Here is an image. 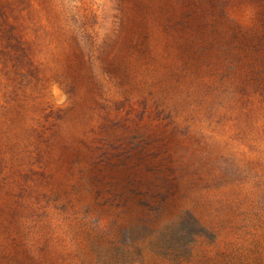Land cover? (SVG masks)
Instances as JSON below:
<instances>
[{
	"label": "rangeland",
	"instance_id": "374dc122",
	"mask_svg": "<svg viewBox=\"0 0 264 264\" xmlns=\"http://www.w3.org/2000/svg\"><path fill=\"white\" fill-rule=\"evenodd\" d=\"M0 264H264V0H0Z\"/></svg>",
	"mask_w": 264,
	"mask_h": 264
},
{
	"label": "clouds",
	"instance_id": "9594fccd",
	"mask_svg": "<svg viewBox=\"0 0 264 264\" xmlns=\"http://www.w3.org/2000/svg\"><path fill=\"white\" fill-rule=\"evenodd\" d=\"M256 16V10L255 8L249 3L245 6L243 10V16L241 17V20L243 23L251 25Z\"/></svg>",
	"mask_w": 264,
	"mask_h": 264
}]
</instances>
